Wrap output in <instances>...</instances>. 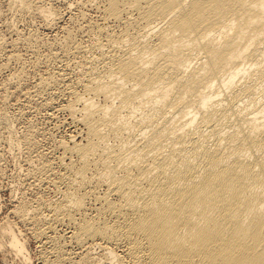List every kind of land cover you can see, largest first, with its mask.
Wrapping results in <instances>:
<instances>
[{"label": "bare ground", "instance_id": "6f19581e", "mask_svg": "<svg viewBox=\"0 0 264 264\" xmlns=\"http://www.w3.org/2000/svg\"><path fill=\"white\" fill-rule=\"evenodd\" d=\"M103 1L123 29L72 85L87 140L65 146L53 218L78 244L127 243L133 263L264 264V0Z\"/></svg>", "mask_w": 264, "mask_h": 264}, {"label": "rangeland", "instance_id": "374dc122", "mask_svg": "<svg viewBox=\"0 0 264 264\" xmlns=\"http://www.w3.org/2000/svg\"><path fill=\"white\" fill-rule=\"evenodd\" d=\"M102 1L0 0V264H110V250L123 264H144L124 257L127 243L78 244L75 226L55 221L49 208L63 199L68 166L77 159L65 146L87 140L72 87L95 57L90 47L100 40L106 46L108 35L123 29L106 17ZM46 7L53 8L51 16L43 15ZM96 190V197L106 193L105 187ZM99 203L89 200L90 218L98 217ZM21 207L29 211L24 218ZM9 227L26 246L28 260L11 247Z\"/></svg>", "mask_w": 264, "mask_h": 264}]
</instances>
